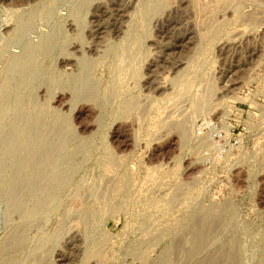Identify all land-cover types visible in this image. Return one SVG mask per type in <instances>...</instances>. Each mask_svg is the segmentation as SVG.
<instances>
[{
	"label": "rangeland",
	"instance_id": "obj_1",
	"mask_svg": "<svg viewBox=\"0 0 264 264\" xmlns=\"http://www.w3.org/2000/svg\"><path fill=\"white\" fill-rule=\"evenodd\" d=\"M0 264H264V0H0Z\"/></svg>",
	"mask_w": 264,
	"mask_h": 264
},
{
	"label": "bare ground",
	"instance_id": "obj_2",
	"mask_svg": "<svg viewBox=\"0 0 264 264\" xmlns=\"http://www.w3.org/2000/svg\"><path fill=\"white\" fill-rule=\"evenodd\" d=\"M81 112V111H80Z\"/></svg>",
	"mask_w": 264,
	"mask_h": 264
}]
</instances>
